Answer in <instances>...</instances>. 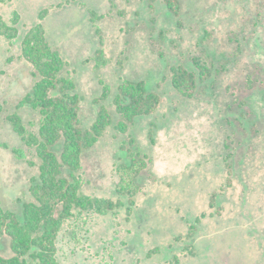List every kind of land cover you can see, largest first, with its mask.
I'll return each mask as SVG.
<instances>
[{"label":"rangeland","instance_id":"rangeland-1","mask_svg":"<svg viewBox=\"0 0 264 264\" xmlns=\"http://www.w3.org/2000/svg\"><path fill=\"white\" fill-rule=\"evenodd\" d=\"M177 2V14L164 0L0 2L7 23L18 16L17 37L0 35V206L19 212L39 173L34 147L7 119L16 113L38 134L39 112L18 106L36 81L21 51L30 27L41 23L65 62L81 125L90 128L100 105L112 117L76 176L83 194L124 205L68 220L57 237L60 264H264V0ZM196 64L210 75L183 96L172 69L197 73ZM137 81L159 104L121 131L114 98ZM130 139L147 167L128 214L116 170ZM6 244L0 252L9 256Z\"/></svg>","mask_w":264,"mask_h":264},{"label":"trees","instance_id":"trees-1","mask_svg":"<svg viewBox=\"0 0 264 264\" xmlns=\"http://www.w3.org/2000/svg\"><path fill=\"white\" fill-rule=\"evenodd\" d=\"M164 1L169 11L178 13L177 0ZM46 13L47 9L41 10L39 19H44ZM17 23L18 16L9 24L0 15V35L8 41L17 37ZM21 51L33 66L36 81L18 106H29L39 112L38 134L28 133L16 113L9 114L7 119L22 141L34 147L40 165L38 176L30 180L32 199L22 201L19 212L0 206V244L6 241L11 251L9 256L0 252V264H60L57 237L68 220L83 213H114L124 205L120 199L114 201L83 194L76 176L83 152L94 145L112 123V117L100 105L97 119L90 128L81 125L78 114L81 98L74 81L61 73L65 62L59 51L48 43L41 23L25 32ZM196 65L197 73L183 66L172 69V84L183 96L191 97L198 80H205L210 75L207 67ZM159 100L144 81L120 85L114 98L115 112L120 116L115 127L125 131L137 117L154 112ZM2 111L0 104V114ZM132 142L130 139L132 148H128V160L119 163L116 170L119 178L116 192L128 197V214L134 205V196L140 192L139 177L147 167V156L134 148ZM210 206H213L212 202Z\"/></svg>","mask_w":264,"mask_h":264}]
</instances>
